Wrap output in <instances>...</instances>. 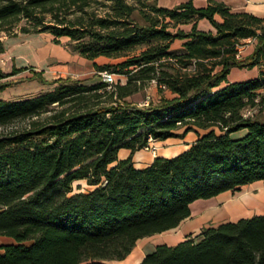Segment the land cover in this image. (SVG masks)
<instances>
[{"label":"trees","instance_id":"16d2710c","mask_svg":"<svg viewBox=\"0 0 264 264\" xmlns=\"http://www.w3.org/2000/svg\"><path fill=\"white\" fill-rule=\"evenodd\" d=\"M43 31L125 80L58 77L50 90L0 98V236L9 239L0 264H108L176 227L194 200L264 182V119L242 114L264 97V17L218 0H0V53L2 32ZM247 38L254 44L242 57ZM255 66L253 77L227 79L233 67ZM24 68H0V77ZM150 81L156 101L125 99ZM188 131L196 138L181 152L134 164L150 141ZM121 148L129 154L119 157ZM77 180L90 188L73 192ZM138 264H264V212L156 243Z\"/></svg>","mask_w":264,"mask_h":264},{"label":"crops","instance_id":"0c3cea01","mask_svg":"<svg viewBox=\"0 0 264 264\" xmlns=\"http://www.w3.org/2000/svg\"><path fill=\"white\" fill-rule=\"evenodd\" d=\"M181 1H185V0H177L176 2L172 4H158L156 0V4L159 6L172 7L173 5ZM218 1H223L233 10H244V11L253 13L257 16L264 17V0H218ZM206 2L207 0H193V3L195 5H204ZM198 25L204 29H208L211 27L208 21L205 19H200L198 21ZM20 34L21 33L18 32L16 35L10 36L8 38L7 36H4V38H6V39H3L4 47H5L4 52L8 53L12 60V64L10 65L9 70L5 72L11 71L12 67H25V68L23 70L14 72L12 74L0 77V80L1 81L9 80V78L23 76L24 78H23L22 83L27 82V81L28 83L25 85H20L19 83L14 86H9L6 84H8L10 81H3L0 84V87H1L0 88V98L2 99L12 100V99L26 97V96H30V95L43 92V91L50 90L55 85V83L51 81L58 77H66L65 72H67L68 70H71L73 72L70 74V77H72L73 74H77L76 71L78 70L72 68V65L74 62L84 60L83 61L84 63L90 62V64H92L91 60H88L82 57L81 55H79L78 53L70 51L69 49L68 50L64 49L56 42H53V41L50 43L40 42L38 46H34L26 38L29 35L24 34L22 37H20L19 36ZM20 39L21 40L24 39V40L20 42L21 41ZM243 41L247 42V44L244 45L245 47L250 46V42H251V48L248 51L250 52L252 50L254 40L244 39ZM240 53H242L241 50H240ZM98 58L100 57H97L95 60L97 61ZM91 68L93 70L94 67L92 66ZM234 68L235 67L231 68L230 72ZM240 69H243V68H240ZM33 71L39 72L42 78L44 79V81H40L35 76H33ZM58 71L60 72L59 75H57L56 73ZM230 72L227 76V79L229 81L244 80V79H247L249 77H253L256 75L253 73V75H248V76L244 75V76L232 78L230 76ZM73 78L75 77L73 76ZM88 83H91V82H88ZM10 88H12V93L8 94V90ZM191 132H193L194 136L189 140L186 139V137H188L189 133ZM195 138H196L195 132L188 131L183 137H168L164 140L152 141L150 143V146L154 148V150L150 151L147 149L150 154L140 155L142 151L146 150L143 148L138 151H135L132 154V159L136 166L137 165L144 166L150 163L155 155H161V156L168 157V156H173L181 152L182 150L187 148L189 143L192 142ZM165 145H170V146H165ZM128 154H129V150L126 148H121L118 151L119 157H125ZM190 209H191V213L189 217L182 220L176 227H173L166 231L152 235L150 237V240L153 241L152 243L149 242L145 245L140 246L138 245V240H137V243L133 246L131 251L122 260H117V259L109 260L108 264H133L132 262H134V259L136 260L137 257L139 256L143 257L145 253L150 252L154 248V245L156 243L167 242V243L173 244L177 242L178 240H181L182 238H184L189 233L199 230L202 226H204L205 220L196 221V223H193V225L189 226L190 220L193 217H195V215L201 214L199 213L200 212L199 210L194 211L192 207H190ZM201 215L203 216V213ZM145 238L147 239L148 237H145ZM131 254L133 255L137 254V255L135 257L133 256V259H131L132 261L127 263L126 259L129 258Z\"/></svg>","mask_w":264,"mask_h":264},{"label":"rangeland","instance_id":"374dc122","mask_svg":"<svg viewBox=\"0 0 264 264\" xmlns=\"http://www.w3.org/2000/svg\"><path fill=\"white\" fill-rule=\"evenodd\" d=\"M129 2H134L136 0H128ZM142 1H151V0H140ZM177 0H157L158 4H172L176 2ZM156 3V0L154 1ZM93 7L100 8L99 10L101 11V8H103V5H99L96 2L91 3ZM72 15V14H71ZM133 18L136 20H139L142 22L143 15L142 13L138 10L135 9L132 13ZM46 19H49V15L45 17ZM25 20H21L19 23L23 24ZM199 26V25H198ZM182 27H187V26H182ZM200 27V26H199ZM201 28V27H200ZM14 30L17 29V26H14ZM21 33V32H19ZM29 35L26 38L31 42L32 45L38 46L40 42H46L50 43L53 41L52 35L49 32L43 31V32H37V33H21L19 36L22 37L23 35ZM16 34L8 33V32H2L1 33V38H4V36L10 37L14 36ZM58 43L61 47L64 49H69V46L67 45V40L68 38L66 36H62L58 38ZM251 39V38H247ZM21 40V39H20ZM18 40V41H20ZM24 39H22L20 42H22ZM5 41V40H4ZM28 41V42H29ZM54 42V41H53ZM247 44V42L243 41L242 45L239 47V49L242 51L241 55L242 57L248 54L250 48H251V42L250 46H244ZM249 44V43H248ZM181 45V40H175L174 44H172L173 48H178ZM244 46V47H243ZM84 61V60H83ZM82 60L78 62H74L72 65L73 69H77L78 71L77 74H73V76L77 79L83 80L85 83L92 82V81H97L100 80V75L99 71H96L94 68L92 70V64L90 62H83ZM104 61H113V60H108L105 57H100L98 58L97 62L102 63ZM12 64L11 57L8 53L6 52H1L0 53V68L2 69L3 72L8 71L10 68V65ZM262 68L264 69V65H262ZM258 66L252 67V68H237L235 67L231 72L230 76L232 78L240 77V76H248V75H253L258 73ZM111 73H113V84L116 82H124L125 76L121 73L116 72L114 69H109ZM57 75L60 74V72H56ZM73 73L71 70H68L65 72L66 77L70 76V74ZM72 76V77H73ZM23 76H17L15 78H9V80H3V81H10L8 84L9 86H14L20 83V85H25L28 83L23 82ZM27 78V77H26ZM25 80V79H24ZM27 80V79H26ZM0 80V84L3 82ZM5 86V85H4ZM12 93V88L8 90V94ZM165 95H170L168 91H164ZM261 95L264 96V90H261ZM159 98L158 91L156 89L155 83L153 81H150L145 84V87L140 89L139 91L126 96L125 99L128 101L136 102L140 105H146L148 104L149 101H156ZM257 104L253 107H249L251 111V115L254 118L258 119H264V97L260 98L258 97L256 99ZM2 130V128H0ZM194 136L193 132L189 133V136L186 137V139H191ZM165 146H170V145H165ZM158 147V146H157ZM161 148V147H160ZM145 149V148H144ZM150 151L154 150L151 146L149 147ZM146 149L145 151H142L140 155H148L150 154ZM156 150V149H155ZM142 165H137V167H140ZM90 187L85 184V181L80 180V181H75L73 182V192L76 191H85L89 189ZM190 207L194 209V211L199 210V213H203V216L201 214L195 215L190 222L189 226L193 225V223H196V221L200 220H205L204 221V226L210 225V224H216L221 221H226V220H235L239 217H245V216H251L253 214H258L264 212V182L263 181H257L248 185H243L241 186L238 190L234 191H223L215 196L209 197V198H199L194 200L193 202L190 203ZM201 217V218H200ZM200 230V229H199ZM199 230L195 232H191V235L196 234ZM155 235V234H154ZM9 239L5 236H0V244L8 242ZM149 242H153L150 240V237L143 238L138 240V245L142 246L145 245ZM137 243V242H136ZM135 243V244H136ZM137 254H131L129 258H127V263L132 261L133 256L135 257ZM142 257H137V259H134L133 264H138L139 261L141 260ZM117 260H122V259H117Z\"/></svg>","mask_w":264,"mask_h":264},{"label":"built area","instance_id":"2783aa9c","mask_svg":"<svg viewBox=\"0 0 264 264\" xmlns=\"http://www.w3.org/2000/svg\"><path fill=\"white\" fill-rule=\"evenodd\" d=\"M99 75H100V80L108 83V84H111L113 82V73L107 71V70H102V71H99ZM242 114L243 116H249L251 115V111H250V108L249 107H245L243 110H242ZM152 141L149 142L148 146L144 147L145 149H149L150 147V143ZM154 149V148H153Z\"/></svg>","mask_w":264,"mask_h":264}]
</instances>
